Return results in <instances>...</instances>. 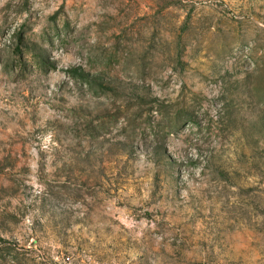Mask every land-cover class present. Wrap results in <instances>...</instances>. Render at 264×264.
<instances>
[{"label": "rangeland", "instance_id": "obj_1", "mask_svg": "<svg viewBox=\"0 0 264 264\" xmlns=\"http://www.w3.org/2000/svg\"><path fill=\"white\" fill-rule=\"evenodd\" d=\"M0 264H264V0H0Z\"/></svg>", "mask_w": 264, "mask_h": 264}]
</instances>
